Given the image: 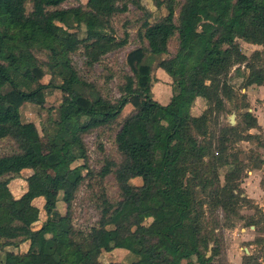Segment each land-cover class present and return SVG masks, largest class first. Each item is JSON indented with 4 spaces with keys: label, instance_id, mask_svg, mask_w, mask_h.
I'll return each instance as SVG.
<instances>
[{
    "label": "trees",
    "instance_id": "trees-1",
    "mask_svg": "<svg viewBox=\"0 0 264 264\" xmlns=\"http://www.w3.org/2000/svg\"><path fill=\"white\" fill-rule=\"evenodd\" d=\"M30 1L34 12H44V27L34 14H26L23 0H0V138L11 139L18 149L0 156V177L30 168L33 176L44 184V189L40 193L28 190L14 198L8 180H0V239H4L0 246L29 240L26 253L7 252L4 264H104L98 261V255L116 248L136 256L130 264H183V261L193 264L194 256L199 264L209 262L211 257L201 252L202 246L207 248L208 240L200 235L199 217L192 211L191 192L181 179L188 169L193 172L189 179L197 178L196 167L204 164L205 157L187 132L189 123L204 120L205 114L195 117L188 110L196 97L209 99V89H218L215 82L226 67L244 61V55L233 44L236 38L264 43V0H187L181 7L179 25L168 24L169 33L144 31L150 54L165 53L170 33L178 32L180 64L167 71L172 78L188 76L190 82L179 85V92L171 95L164 105L151 96L149 64L139 65L136 87L128 79L125 91L131 94L130 100L123 96L112 103L100 95L92 101L78 93L74 86L81 82L71 67L67 69L68 63L63 62L68 72H64L63 84L58 89L68 94V100L60 107L61 117L55 121L52 132L45 133V147L38 124L23 123L20 108L27 103L43 105L42 91L50 86L38 84L32 90L21 88L36 82L43 72L35 65L30 52L20 50L17 54L10 40L40 43L54 57L68 54L84 43L85 52L92 60L112 50L113 46L105 40L106 34L102 31L107 20L89 6L45 11L67 0ZM153 1L156 7L165 6L168 17L173 15L175 0ZM134 3L138 7L140 1ZM77 24L85 27L83 39L71 31ZM123 43L125 40L116 45ZM225 45L227 47L223 48ZM219 49L222 50L218 52ZM142 59V49L131 52L128 57L130 64ZM191 60H195V65L191 66L189 74L185 65H190ZM206 80L210 81L209 85ZM246 84H264V75L260 73ZM5 85L10 89L5 90ZM128 102L135 112L123 120L115 135L117 149L123 156L116 176L141 179L142 183L121 182L122 199L112 211L103 209L100 227L91 230L89 240L77 242L70 204L76 187L86 177L82 173L87 169L83 136L115 120ZM216 106L222 108L223 101L217 100ZM146 130L160 137L159 146L143 138ZM185 142L188 149L184 148ZM78 160L83 162L74 164ZM59 178L72 185L70 190L57 185L59 200L66 205L64 214L57 209L58 198H51L49 194L51 185ZM223 189L227 191L228 186ZM37 196L45 198L46 220L39 229L32 230L30 225L39 216L38 207L32 203ZM230 198L237 197L230 192ZM218 204L223 210L231 206L226 198L218 200ZM149 217L152 222L142 225ZM108 225L112 228H106ZM36 237L42 241H37Z\"/></svg>",
    "mask_w": 264,
    "mask_h": 264
},
{
    "label": "rangeland",
    "instance_id": "rangeland-1",
    "mask_svg": "<svg viewBox=\"0 0 264 264\" xmlns=\"http://www.w3.org/2000/svg\"><path fill=\"white\" fill-rule=\"evenodd\" d=\"M23 1L26 14H34L36 20L44 27V12H34L31 1ZM135 1L140 0H67L59 6L45 9L51 11L89 6L106 19V28L102 31L106 34L105 40L111 42L113 48L97 60H92L85 52L84 43L68 54L54 57L46 46L40 43L25 44L20 40H10L17 54L20 50L30 52L35 65L43 72L36 82L21 88L32 90L38 84L50 86L42 91L45 97L43 105L27 103L20 108V116L23 119L37 120L43 147L45 133L52 132L55 121H59L61 117L60 107L68 100V94L58 89V86L63 84L64 72H68L70 67L81 82L74 86L75 90L92 101L98 95L112 103L123 96L131 97L125 87L128 79H131L136 87L139 65L143 63L150 65L151 96L160 103L177 94L179 85L190 82L188 76L172 78L167 71L168 68L175 69L180 64L179 36L176 30L170 33L167 51L162 54H150L147 40L143 36L146 29L167 34L170 32L169 23L179 25L181 7L187 0L174 1L171 17L167 16L165 6H157L150 11L148 6L151 8L153 0H145L143 5L139 3L138 7L135 6ZM124 7L125 11H119ZM71 31L76 32L79 39L85 37L83 24L73 25ZM123 40L125 43L116 45ZM233 44H236L239 52L244 55V61L226 67L215 82L218 89H209V99L196 97L188 110L189 114L195 117L205 114L204 120L189 123L187 131L196 140L197 147L205 153V157L204 164L196 167L199 171L197 178L189 179L193 177V172L188 169L181 179L191 192L192 211L199 217L200 235L208 240L207 248H201L206 257H211L206 264H264V84H246L258 74L264 75V43H250L236 38ZM225 47L227 46H223ZM137 49L143 50V59L141 62L130 64L128 57ZM63 62L68 63V70ZM194 65L195 60H191L190 65H185L189 74L191 66ZM205 82L210 84L208 80ZM4 89L8 90L10 87L5 85ZM217 100L223 101L222 108L216 106ZM133 112L135 108L128 102L115 120L83 136L87 150V169L82 173L86 177L76 187L70 204L77 242L89 240L91 230L100 227L103 209L112 211L122 199L119 191L121 182L133 185L142 183L141 179L137 181L136 178L116 176L123 156L117 149L115 135L123 120ZM64 123L68 124L67 120ZM143 138L155 146L161 144L160 137L152 130H146ZM8 140L0 141V152L3 154L18 150L16 144H11ZM184 148H189L188 143H184ZM82 162L78 160L74 164ZM40 184L38 178L31 182L34 192L41 190ZM58 184L72 189L69 182L56 179L50 187L51 198L58 197ZM226 185L227 191L223 189ZM230 192L237 198H230ZM222 198L231 202V206L226 210L218 204V200ZM42 219L40 217V220ZM151 222L152 218L149 217L143 220L142 225L148 226ZM106 228H112V225ZM35 239L42 241L37 237ZM120 250L117 248L116 251ZM107 255L104 254L103 258ZM191 260L193 264H199L195 256ZM182 263L185 264L186 261Z\"/></svg>",
    "mask_w": 264,
    "mask_h": 264
},
{
    "label": "crops",
    "instance_id": "crops-1",
    "mask_svg": "<svg viewBox=\"0 0 264 264\" xmlns=\"http://www.w3.org/2000/svg\"><path fill=\"white\" fill-rule=\"evenodd\" d=\"M145 0H140V3L143 5ZM147 1V0H146ZM153 2V1H152ZM88 3V2H87ZM153 5H151V8L148 9L150 11H152L154 8H156V6L154 5V3H152ZM163 6V5H162ZM161 6V7H162ZM147 7V5H146ZM170 97L167 99V101L165 102H161V104H167L169 101ZM21 121L23 123H27V122H33V123H38L37 120L35 119H31V118H25L23 119L21 117ZM9 138H0V141H5L8 140ZM11 142V144H14V142L10 139L8 140ZM2 155H7V154H3L0 152V156ZM34 172L32 169L30 168H24L22 169L19 173L17 174H9V175H3L0 177V180H4L7 179L8 180V188L11 191L12 195L14 198H19L23 193H25L26 191L30 190L32 192V186H31V182L36 178L35 176H33ZM40 191L38 192H34V193H40L41 191H43L44 189V184H40ZM58 200H57V209L61 214L65 213L66 210V205L59 200L60 199V195H58ZM44 202H45V198L44 196H37L32 200V203L38 207L39 209V216H38V220L34 223H32L30 225L32 230H37L41 227L42 223L46 220V213L43 209L44 206ZM40 217H42L43 219L40 220ZM4 242V239H0V243L2 244ZM29 247V240L26 241H17L16 244L11 245V244H5V245H1L0 246V264H4L5 262V254L7 252H13V253H17V254H24L27 252ZM121 249V248H120ZM116 249H113L112 251H102L99 255H98V261L106 264V263H110V262H116V263H120V264H130L131 262L136 260V256L125 250V249H121L120 251H116ZM108 254L107 257L103 258L104 254ZM116 255H118L116 257ZM125 260H128V262H126Z\"/></svg>",
    "mask_w": 264,
    "mask_h": 264
}]
</instances>
